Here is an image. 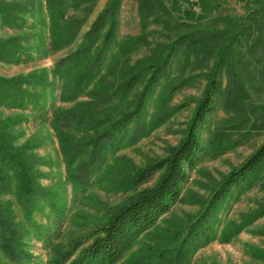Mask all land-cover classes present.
<instances>
[{
	"label": "trees",
	"instance_id": "1",
	"mask_svg": "<svg viewBox=\"0 0 264 264\" xmlns=\"http://www.w3.org/2000/svg\"><path fill=\"white\" fill-rule=\"evenodd\" d=\"M98 1L45 0L46 16L41 17L44 14L42 4L29 6L23 2L0 0V20L8 27L24 28L27 18L35 19L37 14L40 28L48 30L47 38L41 37L42 42L36 49L43 59L77 40ZM123 1L109 0L84 34L78 49L56 62L51 72L43 69L15 78L0 76V106L17 110L32 107L34 111L46 114V103L42 104L35 93L37 90L45 93L59 88L64 103L86 96L106 78L107 71L112 68L111 62L120 56L110 54L117 44ZM135 1L142 34L129 38L119 47V54L133 51L138 42L145 44L153 32L149 28L155 23L170 29L175 37L165 46L158 47L154 54L139 60L117 87H107L95 103H82L71 109L51 104L50 126L60 143L66 179L77 197H86L92 186L99 184L105 176L110 168L109 161L147 135L153 125L144 124L146 103L180 51L185 52L187 63H192V56L193 63L214 60L207 73L209 82L186 136L177 146L169 148L164 158L135 171L128 183V187H140L159 174L152 187L139 191L125 204L108 209L104 222L62 244L59 241L68 219L65 203L56 201V192L38 183L41 175L31 170L22 154L0 133V194L14 196L24 214V222L19 223L12 213L0 206V264L34 263L36 256L27 241L30 233L42 240L49 255L46 264H121L137 242L180 200L183 187L190 179L189 172L196 170L206 155L199 128L218 104L222 105L236 130L249 124L258 126V122L264 124V114L257 111L258 107L252 102L254 74L250 73L252 65L260 63L264 57V0H247L245 14L240 17L215 15L219 0H199L197 3L190 0ZM182 2L188 7H183ZM37 26L33 21L32 27ZM31 47H27L21 37L0 39V62L29 64L35 60ZM224 73L229 77L226 88L222 87ZM145 78L142 91L134 95ZM253 118L256 122L251 125ZM263 172L264 144L226 176L201 215L180 235L181 242L173 249L174 256L167 257L166 251H155L131 264H182L217 239L213 230L216 216L231 200L249 191ZM39 203L48 206L54 216L53 224L48 228L34 221V211L39 209ZM262 217L264 209L248 219L242 228ZM44 228L46 231L42 232Z\"/></svg>",
	"mask_w": 264,
	"mask_h": 264
},
{
	"label": "rangeland",
	"instance_id": "2",
	"mask_svg": "<svg viewBox=\"0 0 264 264\" xmlns=\"http://www.w3.org/2000/svg\"><path fill=\"white\" fill-rule=\"evenodd\" d=\"M7 1L23 2L29 6L42 4L44 14H41V17L46 16L45 0ZM108 1L97 2L92 15L72 45L43 59H40L42 54H37L36 49L42 42L41 37L47 38L48 30L40 28V18L37 14L35 19L27 18L28 23L24 28H11L2 24L0 20V39L21 37L27 47L32 46L35 57L29 64L14 65L0 62V76L15 78L43 69L51 72L56 62L78 49L84 34ZM190 1L197 3L199 0ZM219 1V9L215 15L240 17L245 14L244 6L247 0ZM182 5L188 7L185 2H182ZM33 21L38 24L36 28L32 27ZM149 30L153 32L145 44L138 42L133 51L118 53L119 47L129 38H137L142 34L137 2L123 1L119 13L117 44L110 54L112 57L120 56L115 62H111L112 68L108 67L110 71H107L106 78L90 89L86 96L75 102L64 103L61 101L59 88L49 89L45 93L37 90L35 93L40 96L42 104L46 103V114L44 111H34L32 107L17 110L9 106H0V133H3L13 148L22 154L31 170L41 175L38 183L56 192V201L65 203L68 219L59 243H67L83 233H88L97 224L106 220L108 209L125 204L136 193L156 183L159 174L140 187H128L135 171L164 158L168 149L177 146L186 136L197 105L203 97L209 82L208 69L214 60L193 63L195 59L192 56V63H187L185 52L180 51V55L173 61L167 74L160 79V85L146 103L143 120L145 125H153L151 130L137 144L122 149L115 159L109 161L110 168L105 176L99 184L92 186L86 197H77L74 194L73 186L66 179V167L60 152L59 140L50 126L51 104L71 109L80 107L82 103H95L104 95L107 87L109 89L117 87L129 69L139 60L154 54L158 47L165 46L175 37V33L161 23L153 24ZM47 43L50 41L47 40ZM252 72L254 74V76L251 74L254 81V87L251 89L252 102L258 107L257 111L264 114V57L260 63L252 65L250 73ZM146 81L147 78L137 87L134 95H139ZM228 85L229 77L224 73L222 87L226 88ZM230 122V117L222 105L218 104L216 110L199 128L206 155L197 169L189 172L190 179L183 187L180 200L154 229L137 242L121 264H131L135 259L155 251H166L167 257L174 256L173 249L180 245V235H183L189 225L201 215L226 176L264 144V124L258 122V126L249 124L236 130ZM253 122H256V119L253 118L251 125ZM0 206L12 213L16 222H24L23 210L14 196L0 194ZM38 208L34 211L35 223L46 228L52 226L54 216L51 209L42 203L38 204ZM262 209L264 172L249 191L237 196L236 200H231L216 216L217 223L213 230L217 239L209 240L208 245L200 248L182 264H264V217L242 228L248 219ZM45 231L44 228L42 232ZM27 241L30 244V251L36 256V260L31 264H46L49 255L42 240H38L30 233Z\"/></svg>",
	"mask_w": 264,
	"mask_h": 264
}]
</instances>
